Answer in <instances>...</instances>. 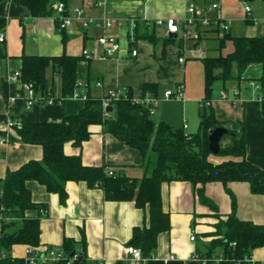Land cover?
I'll list each match as a JSON object with an SVG mask.
<instances>
[{
  "label": "crops",
  "instance_id": "0c3cea01",
  "mask_svg": "<svg viewBox=\"0 0 264 264\" xmlns=\"http://www.w3.org/2000/svg\"><path fill=\"white\" fill-rule=\"evenodd\" d=\"M97 0H69L68 6L81 7L85 14L96 19L105 15L111 16L113 27L109 34L119 38L122 51L117 57L100 58L101 47L97 42L104 29L91 25L83 27L74 20L72 27L63 31L57 23V16L35 17L30 9L15 0H0V17L6 19L3 30L6 40L0 43L5 55L0 56V130L5 129L7 118L11 115L25 122H59L66 115H74L85 106V99L69 97L63 103H37L31 108L25 104L23 83L12 81L11 75L22 68V55L58 56L67 53L81 56L77 66V80L82 84L81 90H86L87 83L92 95L102 97L112 89H133L134 98H141L146 93L143 86L147 82L159 85L157 97L165 93L161 81L172 85L184 86L182 101L160 100L157 113L153 116L157 121H165L172 126L184 127L189 133L199 129L201 100L205 96V71L197 50L200 45L216 40L215 49L219 51L220 39L224 34L217 28H206L195 50L188 53L179 47L177 42L166 46L149 40L140 39L134 44L138 55H128L130 24L132 20L166 19L183 15L191 3L208 7L219 3L220 8L209 10L212 17L220 16L231 21L229 32L233 36H264V0H247L252 7L248 17L242 1L244 0H103L98 6ZM160 38L166 35V28L161 26ZM157 27H155L156 30ZM67 39H63V34ZM193 44L196 43L193 40ZM228 50L223 53L224 49ZM223 54L234 49L232 41H228ZM88 49L91 56H83ZM156 51L160 56H156ZM197 51V52H196ZM216 54V55H218ZM184 55L185 63H180L179 57ZM214 56V55H212ZM155 64V66H153ZM264 66L252 64L242 78L227 81L218 80L214 84L212 106L216 118L221 121L240 120L245 125L247 159L264 169V114L259 90H255L250 81L262 75ZM196 76L195 86L190 83ZM48 77L56 86V95L61 94V79L48 69ZM97 82L102 86L98 87ZM217 88V89H216ZM239 90L236 101L222 97L227 92L233 97ZM148 93V92H147ZM150 93V92H149ZM13 98L12 107L8 99ZM183 103L181 116H178L173 105ZM194 123H196L197 130ZM192 127V129L190 128ZM91 137L81 146L72 141L66 142L64 150L68 155H81L86 165H101L106 163L113 168L121 169L131 177H142L145 173L143 157L139 150L119 140L111 133L104 131L101 124L89 127ZM0 136V217L2 211V186L8 170H16L30 160H41L44 150L41 144L25 142L5 143ZM229 157L212 154L210 159L220 163ZM34 202L47 207L38 211H26L28 217L40 216V247L50 245L62 247L66 237L76 241L77 248H83L85 240V264H134L130 258L129 246L136 227L148 223V212L139 208L133 200H108L104 191L98 187H90L84 181H68L66 189L68 198L65 204L60 202L58 193L50 192L46 186L36 180L27 181ZM228 187L236 197V213L240 219L251 220L264 224V194H256L251 190L249 182L230 181ZM205 195L217 206L212 208L201 201L189 181H172L162 184V199L165 210L170 212L171 229L159 234L156 247L146 264H201L196 256L204 257V245L211 240L208 232L215 230V223L226 218L232 211V197L222 182L199 184ZM195 234V240L191 235ZM2 223L0 218V237ZM29 245L15 244L11 253L15 257H25ZM203 250V252H202ZM5 252L0 246V260ZM253 259L264 261V247L253 251Z\"/></svg>",
  "mask_w": 264,
  "mask_h": 264
},
{
  "label": "trees",
  "instance_id": "16d2710c",
  "mask_svg": "<svg viewBox=\"0 0 264 264\" xmlns=\"http://www.w3.org/2000/svg\"><path fill=\"white\" fill-rule=\"evenodd\" d=\"M28 7L35 17H49L55 14L54 4L69 0H15ZM198 1V0H195ZM205 1V0H201ZM135 40L147 39L156 44L154 26L136 20ZM58 26L60 22L57 19ZM6 19L0 17V32L5 29ZM65 31V30H63ZM220 39L218 55H204L200 59L205 71V96L201 100L200 124L195 133H189L184 127H174L165 121H157L148 107L133 100V89H128V98L113 101L104 106L101 97L92 95L87 83L85 106L74 115H66L59 122H25L14 127L10 134L12 142L41 144L44 154L41 160H30L16 170H8L2 186V234L0 246L5 252L0 264H29L25 257H15L11 250L15 244L40 247V216L28 217L26 211H41L47 206L34 202L27 181L36 180L46 186L50 192L58 193L60 202L65 204L68 198V181H84L90 187L103 189L108 200H133L139 208L148 212V223L136 227L129 245L142 249L143 255L150 258L160 233L171 229L170 212L165 210L162 199V184L172 181H189L198 191L202 202L217 209L216 204L205 195L199 184L222 182L232 197V211L226 218L220 217L215 230L208 232L211 240L204 245V257H216L223 254L219 264H254L247 261L256 248L264 247V224L240 219L236 213V197L228 187L230 181H246L256 194H264V169L247 159L245 125L243 121H221L216 118L212 106L214 84L218 80L227 81L242 78L252 64L264 66V36H233L225 31ZM63 39L67 35L63 34ZM163 45L177 42L184 51L186 39L164 36ZM228 41L234 49L223 54ZM1 43V42H0ZM198 43V42H197ZM194 46H196V44ZM5 55L0 47V56ZM84 56V55H83ZM81 56L63 53L58 56L22 55V80L34 85L36 92L44 96L40 103L52 98L54 104L63 103L73 97L76 91L82 92V84L77 80V66ZM52 68L61 79V94L56 95V86L48 77ZM264 90V71L257 78ZM144 93L158 95L159 85L147 82ZM8 101V100H7ZM112 107V109H110ZM264 114V98H262ZM13 117V116H12ZM92 124H101L104 131L140 151L143 157L145 173L142 177H131L121 169L103 163L86 165L81 155H68L64 150L66 142L72 141L81 146L91 137ZM226 127L229 132L221 140L217 155L229 157L216 163L210 159L213 154L209 148V135L216 127ZM7 135L0 130V136ZM113 171L110 175L109 171ZM63 249L68 256L76 250V241L66 237ZM85 252V240H83ZM203 252V250H202ZM85 256L67 263V259L54 264H85ZM116 264H124L117 261Z\"/></svg>",
  "mask_w": 264,
  "mask_h": 264
},
{
  "label": "built area",
  "instance_id": "2783aa9c",
  "mask_svg": "<svg viewBox=\"0 0 264 264\" xmlns=\"http://www.w3.org/2000/svg\"><path fill=\"white\" fill-rule=\"evenodd\" d=\"M150 1V0H148ZM96 4L98 6H102L104 4L103 0H97ZM242 6L248 17L252 13V7L249 1H242ZM220 8L219 3H212L208 7L200 6L198 4L191 3L186 12L183 15L169 17L166 19H155V20H145L144 22L148 26H163L166 28V35L169 33H177L178 37L184 39H192L195 40L196 43L201 42V34L202 31L206 28H217L222 33L225 31H229L231 27V21L227 19H222L220 16L212 17L209 15V10ZM55 14L57 19L60 22V28L62 30H67L72 27L74 20H78L83 27L87 28L91 25L99 26L104 29V33L98 37L97 42L101 47V55L100 58L106 59L110 57H117L122 51V44L119 38L115 35L109 34L108 31L113 27V20L111 16L105 15L102 19H96L92 16L86 15L85 11L81 7H72L66 5L63 1H57L54 4ZM136 20H132L130 24V35H129V45L130 41L135 40L134 32L136 28ZM6 40V35L4 31L0 32V42H4ZM205 45H200L197 47L198 51L205 50ZM91 51L85 49L83 51V55L86 57L91 56ZM128 55L131 57H136L138 55V49L135 45L129 46ZM180 63H185L186 58L184 55L179 57ZM10 79L12 81H20L23 83V87L25 90V104L27 108H31L33 105H36L39 102L44 100V96L38 94L34 88V85L30 82H24L22 80V72L16 71L14 72ZM98 87L102 86L101 82H97ZM250 85L255 89L259 90V99L262 100L264 98V90L260 82L255 80L250 81ZM128 90L124 88H116L105 93L101 98L104 106H110L113 101H117L122 98H128ZM239 94V90L234 92L233 97H229L227 92L222 93V97L226 99H231L232 101H236V97ZM73 97H81L86 99L87 93L86 90H82L80 93L76 91ZM164 97L166 98H175V99H184V86L182 84H178L174 89H169L165 91ZM133 100L144 107H148L150 114L154 116L157 113V105L159 103V98L154 96L152 93H146L141 98H134ZM14 102L13 98L8 99L9 107H12ZM48 103H54L52 98L47 100ZM202 104V103H201ZM22 119L17 117H12L11 115L7 118L5 123V129L7 131V135L2 136L1 140L5 143H11L10 134L13 132L14 127H21ZM184 128H187V125H184ZM109 174L112 175L113 171H109ZM196 236L193 233L191 235V239L195 240ZM128 254L130 258L133 260L134 264H146V261L149 259L143 255L142 249L135 245H129L127 247ZM83 248H76L71 256H68L63 247H58L54 245H50L47 247H34L29 246L27 249V254L25 256L26 260L29 264H54L61 260L67 259V263L71 261H75L84 257ZM86 259V256H85ZM196 259L201 262V264H219L223 259V254L216 257H202L196 256ZM247 261H251L254 264H264V261L258 262L253 257H246ZM83 264V263H80ZM99 264H103L100 262ZM240 264V263H238Z\"/></svg>",
  "mask_w": 264,
  "mask_h": 264
},
{
  "label": "rangeland",
  "instance_id": "374dc122",
  "mask_svg": "<svg viewBox=\"0 0 264 264\" xmlns=\"http://www.w3.org/2000/svg\"><path fill=\"white\" fill-rule=\"evenodd\" d=\"M161 28H162L161 26H157V28H156V34H157L158 37H160V35H161L160 34L161 33ZM185 42H186L187 47H188L187 52L188 53H192V50H195V47H194V44H193L194 43L193 40L192 39H186ZM160 43H162V41L159 38V40L156 43V48L157 49H158ZM208 45H209V48L210 49H208V50H201L200 52H197L196 51L197 54H201V56H204V55H216V54H218V50L215 49V46H217L216 40L209 41L208 42ZM227 50H228V48L227 49L225 48L224 51H223V53H225ZM160 53H161V51L160 52L156 51V56L159 57L160 56ZM153 66H155V64ZM195 80H196V76L193 77V79H191V81H190V83L193 84L194 86H195ZM160 83H161V87L163 88V91L164 90L167 91L169 89H174L175 88V85H172V83H170V82L161 81ZM160 100H166V101H182V99L166 98V97H164V94L162 95V97H159V102H160ZM182 106H183V103L182 102L179 103V106L177 104L172 106V109L176 113H178V116L179 117L181 116V112L184 109V108H182ZM194 126H195V129H196L197 128L196 123H194ZM175 127H177V126H175ZM190 128L192 129V127H190Z\"/></svg>",
  "mask_w": 264,
  "mask_h": 264
},
{
  "label": "water",
  "instance_id": "95a60500",
  "mask_svg": "<svg viewBox=\"0 0 264 264\" xmlns=\"http://www.w3.org/2000/svg\"><path fill=\"white\" fill-rule=\"evenodd\" d=\"M171 38H177V33H169ZM112 109V107H110ZM229 130L226 127H216L214 128L209 135V148L213 154H218L221 148V140Z\"/></svg>",
  "mask_w": 264,
  "mask_h": 264
}]
</instances>
